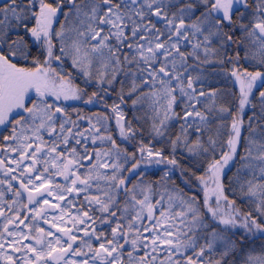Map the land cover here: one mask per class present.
I'll return each mask as SVG.
<instances>
[{
	"label": "snow or ice",
	"instance_id": "1",
	"mask_svg": "<svg viewBox=\"0 0 264 264\" xmlns=\"http://www.w3.org/2000/svg\"><path fill=\"white\" fill-rule=\"evenodd\" d=\"M21 30L45 52L32 67L18 66L30 57ZM228 48L234 49L231 56ZM241 48L244 59L258 58L264 66V0L0 3V127L11 129L2 137L8 143H0V174L7 177L0 178V262L264 264V71H240ZM62 56L86 77L95 72L100 86L119 83L121 104L125 96L133 108L150 101L154 138L168 135L173 120L180 122L174 138L169 136L173 158L142 143L138 158L108 133V116L73 119L54 103L92 104L98 95L72 87L52 68ZM225 62L232 65L239 100L221 146L227 151L216 158V137L231 110L218 103L224 99L219 89L205 90L204 66ZM254 89L260 114L253 112L245 128V108L256 107ZM111 110L120 136L134 138L120 104ZM85 119L89 126L83 128L79 121ZM97 141L110 148L89 150ZM178 147L207 161L196 177L202 203L195 196L154 199L152 185L142 179V164L177 165ZM230 161L238 162L237 187L256 205V215L242 214L225 194L223 173ZM104 224L110 225L107 233ZM235 229L242 230L238 238Z\"/></svg>",
	"mask_w": 264,
	"mask_h": 264
},
{
	"label": "trees",
	"instance_id": "2",
	"mask_svg": "<svg viewBox=\"0 0 264 264\" xmlns=\"http://www.w3.org/2000/svg\"><path fill=\"white\" fill-rule=\"evenodd\" d=\"M61 23L64 21L61 19ZM24 40L29 45L30 57L28 60H19L18 66H33V59L39 58L41 61L45 58V52L43 48H37L33 43L30 35L25 33H20ZM15 39L16 37H12ZM57 43V48L54 49V53L59 55V44ZM234 49L228 48L227 54L231 56ZM240 60H239V70H261L264 71V66L260 65L257 60L244 59V50L240 49ZM58 61L52 62V68L56 70L66 81H69L71 86L74 88L82 89L85 91L86 95H91L93 92H97L98 95L92 104H85L82 100H67V101H54V103L62 105L67 109V111L72 115L73 119H76L77 115H82L85 117H91L94 121L96 119L95 114H100L101 117L108 116V133L116 141L120 149H126L128 153L136 152L139 158V147L141 143L147 148L151 147L153 152L161 151L165 157L173 158L172 149L169 144V136L173 137L178 132V124L180 122L173 120L170 125V132L164 137H153L150 135L151 128V117L152 109L150 107V101H143L138 104L135 108L131 105V97L125 96V102L120 103L119 100V83L115 84L113 88H108L107 85L100 86L96 83L95 72H93L92 78L86 77L79 68L74 67L71 58L61 57L59 63ZM205 73L208 76L203 83L205 90L219 89L218 96L223 95V101H218V103H223V105L229 108L231 111L229 114L224 115L223 127L220 129V135L216 137L218 148L214 153L216 158H219L220 151H227L224 142L227 139L229 125H230V114H233L238 105L239 100V85L230 75L232 65L225 62L223 65L211 64L204 66ZM124 79L123 77H118L117 80ZM127 88V84L125 85ZM105 89L107 90V95H105ZM252 102L256 105L255 108L246 107L243 113V119L245 121V128L247 126V121L253 112L259 116L260 106H259V95L254 89L252 94ZM113 104H120L121 109L125 115V122L131 121L133 128L136 130V136L132 139H123L119 134V129L116 124L115 114L112 112L111 107ZM179 110V109H177ZM59 115V114H57ZM83 128L88 127L87 120L79 121ZM10 130V129H9ZM215 130V129H213ZM103 131V130H102ZM9 131L3 133L4 135H9ZM244 132L242 135H246ZM204 135V134H202ZM204 139L207 136L204 135ZM89 150H93L99 147L110 148L107 141L100 142L97 141L96 145L88 144ZM238 152V155H241ZM174 158L177 160V165H169L166 162L161 164H150L141 165L143 171L142 179L146 184H151L153 187V197L157 199L160 195H181L185 199L195 196L197 201L202 203L204 192L200 185V182L196 179L197 176L203 175L206 168V159L199 156H191L182 147H178L175 151ZM92 161H85V165H90ZM131 161L129 160V164ZM229 166L225 169L223 173L224 191L228 196L229 200L235 201V207L243 213L252 212L256 215V205L249 200L247 197L243 196L237 187L235 173L238 167L237 161H230ZM127 167V166H126ZM86 168H82L81 171H85ZM122 175L127 176L128 173L124 172ZM221 208L223 211H228L227 205L221 201ZM176 210H179L178 203L176 204ZM203 210V209H202ZM207 219V217H206ZM99 223V222H98ZM103 230L107 233L110 229V225L104 224ZM223 227V226H220ZM99 230V228H98ZM235 237L238 238L242 232L241 229H235ZM231 235V233H229ZM251 243V242H250ZM256 247H259V237L256 240ZM164 257L161 256L160 259Z\"/></svg>",
	"mask_w": 264,
	"mask_h": 264
},
{
	"label": "flooded vegetation",
	"instance_id": "3",
	"mask_svg": "<svg viewBox=\"0 0 264 264\" xmlns=\"http://www.w3.org/2000/svg\"><path fill=\"white\" fill-rule=\"evenodd\" d=\"M3 2H4V0H0V3H3ZM2 134H3L2 128L0 127V143H8V142H5L2 140ZM0 178L7 179V177H4L3 174H0ZM13 183H15V182H13ZM8 197H11V193H8ZM25 243H27V241H25ZM0 264H2V262H0Z\"/></svg>",
	"mask_w": 264,
	"mask_h": 264
},
{
	"label": "rangeland",
	"instance_id": "4",
	"mask_svg": "<svg viewBox=\"0 0 264 264\" xmlns=\"http://www.w3.org/2000/svg\"><path fill=\"white\" fill-rule=\"evenodd\" d=\"M229 164H230V163H229ZM228 166H229V165H228ZM228 166H227V167H228ZM227 167H226V168H227ZM226 168H225V169H226ZM225 169H224V171H225Z\"/></svg>",
	"mask_w": 264,
	"mask_h": 264
}]
</instances>
